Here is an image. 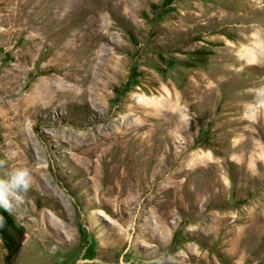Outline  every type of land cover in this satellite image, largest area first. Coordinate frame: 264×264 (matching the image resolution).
<instances>
[{
  "label": "rangeland",
  "instance_id": "1",
  "mask_svg": "<svg viewBox=\"0 0 264 264\" xmlns=\"http://www.w3.org/2000/svg\"><path fill=\"white\" fill-rule=\"evenodd\" d=\"M79 3L89 62L52 22ZM261 86L264 0H0V159L33 176L0 264H264Z\"/></svg>",
  "mask_w": 264,
  "mask_h": 264
},
{
  "label": "clouds",
  "instance_id": "2",
  "mask_svg": "<svg viewBox=\"0 0 264 264\" xmlns=\"http://www.w3.org/2000/svg\"><path fill=\"white\" fill-rule=\"evenodd\" d=\"M257 102L264 100V86L256 90ZM33 185V176L28 167H10L7 159H0V209L12 214L25 203ZM6 219L0 215V229L5 228ZM175 254L169 253L168 264H175ZM156 264H164L156 261ZM180 264L183 260L180 258Z\"/></svg>",
  "mask_w": 264,
  "mask_h": 264
},
{
  "label": "bare ground",
  "instance_id": "3",
  "mask_svg": "<svg viewBox=\"0 0 264 264\" xmlns=\"http://www.w3.org/2000/svg\"><path fill=\"white\" fill-rule=\"evenodd\" d=\"M67 4H70V3L66 1V5ZM52 22L57 23L58 25L63 24L64 29H66V30L69 29L70 27H73V26L74 27H78V26H82V25L85 26L80 31L78 30L79 31L78 33L85 30V35H87V34L90 35L91 39L89 41H84V43H83L84 47L87 49L86 50V57L88 59V62L90 61L89 57H92L91 50L96 48V47L102 48L103 47L102 45H104V44H102V42L103 43L105 41L108 42V40L106 39L107 34L104 31V29H106L107 26L101 22V19L97 16V13L94 10V8L93 9L88 8L87 6H84V5L79 3L74 8H72L71 13L69 10L68 14H66L64 17H61V18L55 17L52 19ZM85 35L83 37H86ZM86 39H87V37H86ZM64 46H66V45H64ZM65 48L67 49L66 50L67 53H71V50L78 49V47L72 49L71 47H69V45L66 46ZM72 76L73 75H71L70 73L65 74V77L73 79ZM59 90H54L51 87H48V88L46 87V88L42 89V93L44 92V96L48 97L51 103H54L56 100V97H57V94H55L54 91L56 93H60ZM40 111H41V109H39V112ZM81 138L83 139V141L85 143L87 141L91 143V141H92L91 138L88 137L87 135H84ZM93 139H95V138L93 137ZM122 140H124V138ZM97 149H98V145H96V146L94 145V148H92L91 151L94 152V151H97ZM14 158L15 157H12V159H14Z\"/></svg>",
  "mask_w": 264,
  "mask_h": 264
}]
</instances>
